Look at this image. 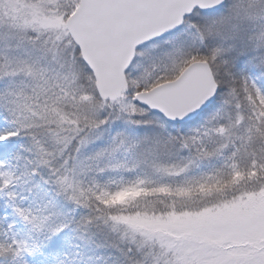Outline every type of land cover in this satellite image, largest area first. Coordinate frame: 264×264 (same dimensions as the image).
Returning a JSON list of instances; mask_svg holds the SVG:
<instances>
[{
	"label": "snow or ice",
	"instance_id": "snow-or-ice-1",
	"mask_svg": "<svg viewBox=\"0 0 264 264\" xmlns=\"http://www.w3.org/2000/svg\"><path fill=\"white\" fill-rule=\"evenodd\" d=\"M0 264H264V0H0Z\"/></svg>",
	"mask_w": 264,
	"mask_h": 264
}]
</instances>
